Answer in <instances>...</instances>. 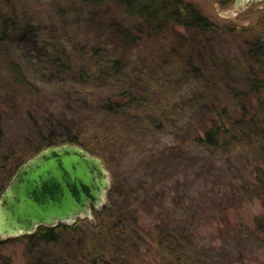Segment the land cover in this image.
I'll list each match as a JSON object with an SVG mask.
<instances>
[{"label": "rangeland", "instance_id": "374dc122", "mask_svg": "<svg viewBox=\"0 0 264 264\" xmlns=\"http://www.w3.org/2000/svg\"><path fill=\"white\" fill-rule=\"evenodd\" d=\"M186 1L214 24L198 53L186 29L153 32L112 2L0 0V31L6 21L31 27L0 48V148L17 152L21 165L51 132L56 141L67 130L102 159L112 190L104 204L129 213L125 238L113 233L121 236L112 239L121 251L113 264H163L147 243L158 238L154 223L178 236L184 264H264V52L256 60L252 46L264 43V28H255L252 13L235 18L219 0ZM113 58L120 72L110 69ZM130 89L142 98L136 114L99 108ZM213 106L223 110L216 145L192 143L213 125ZM12 176L1 179L0 195ZM92 215L80 220L112 233ZM27 245L23 235L0 239V259L26 264ZM65 250L46 249V263Z\"/></svg>", "mask_w": 264, "mask_h": 264}, {"label": "trees", "instance_id": "16d2710c", "mask_svg": "<svg viewBox=\"0 0 264 264\" xmlns=\"http://www.w3.org/2000/svg\"><path fill=\"white\" fill-rule=\"evenodd\" d=\"M85 2H92L101 4L102 2H112L122 9V12L125 16L129 18L135 19L136 21L142 22L145 26L152 30L153 32H162L171 26H180L187 30V32L191 33L193 36L191 38L189 46L192 51H196L198 53V44L205 43V38L201 37V35L206 34L214 28V24L205 16L201 14L200 11L196 9V7L186 1V0H81ZM5 23V22H4ZM4 31H0V48L1 45L10 41V38H15L16 36L22 35L23 31L26 29L28 31L31 27L20 26L19 22L14 21H6ZM128 32V29H126ZM123 33V31H122ZM126 36H130V34H125ZM15 36V37H14ZM204 38V39H203ZM124 40L127 41L128 37H124ZM255 57H258V54L264 52V48L259 44H252ZM260 49V51H259ZM98 49L96 50V52ZM95 52V53H96ZM257 60V59H256ZM112 68H110L113 73L120 72L121 70V62L113 58L109 60ZM108 69V68H107ZM142 98L140 94L136 91V89L123 90L118 92V94H114L112 96H108L100 105V109L106 114H115L120 113V111H124L123 113H127L129 115L136 114V109H140L143 105H140ZM140 106V107H139ZM214 109V110H213ZM218 106H213L211 108L209 114L210 122L213 125L206 130L197 131L192 137L191 141L194 144L198 145H209L215 146L217 143V138L220 133V126L217 124L219 117H221L223 110L218 111ZM140 113V112H139ZM54 132H51L50 135L44 139L43 146H39L34 149V155L44 149L46 147L56 145L53 140ZM3 139V131L0 127V147ZM55 139V138H54ZM61 139V141H58ZM59 144L61 143H76L87 151L93 153L91 150L87 149L85 146L79 143V140L76 136H74L71 132L65 131L63 136H59L58 138ZM55 141V142H56ZM13 156L6 155L2 152L0 148V181L1 179H9L16 169L20 166L19 159L17 158V152L12 153ZM22 160V157L21 159ZM110 193V194H109ZM108 197L112 194V190H108ZM114 205V206H113ZM115 210L117 212H115ZM125 208H122L120 204H104L102 205V210L97 211L94 210L93 213L101 217L102 220L98 221H107V225L112 229L111 234H108L105 231V227L103 226H93L92 224H87L88 218H85L86 222L78 219L75 223L67 225V224H58L55 227H45L40 226L36 229V231L30 235H23L27 240V261L26 264H47L44 258V251L46 249H52V247L65 246L67 250L62 251L59 255L55 257H51L48 260L49 263L52 264H113L112 254L114 251L121 254L119 251V246L113 248L112 239H120L121 236H114L113 233L117 235L119 233L125 238L126 230L125 220L129 217V213H125ZM106 215V216H105ZM131 222L137 227L136 223L137 219L132 216ZM101 224V222H100ZM157 231L154 232L153 235H157L158 238H151L147 243L157 245L156 251V259L160 258V262L163 264H184L183 258L187 256L186 248L179 244L180 239L178 236L173 233H166L159 225L157 226L154 223ZM259 229L261 230L260 237L262 241H264V216L261 218V221L258 219ZM111 226V227H110ZM141 228V225H140ZM108 234V237H102L103 233ZM142 230V229H140ZM145 231V230H143ZM143 231H140V242L146 240L145 234H141ZM133 232H136V229H133ZM148 233L149 236L152 234ZM132 233L131 235L133 237ZM138 235V234H137ZM134 238V237H133ZM167 238L172 242L177 243V245L181 246L177 250H169L165 248L163 244V239ZM135 239V238H134ZM136 240V239H135ZM120 242L124 240H119ZM139 241V240H136ZM144 242V241H143ZM102 244L101 249H97V246ZM43 249H45L43 251ZM172 254V256H171ZM47 255V254H46ZM145 255H143L144 258ZM0 264H8L4 259H0ZM155 264H158L155 263ZM187 264V263H186Z\"/></svg>", "mask_w": 264, "mask_h": 264}, {"label": "water", "instance_id": "95a60500", "mask_svg": "<svg viewBox=\"0 0 264 264\" xmlns=\"http://www.w3.org/2000/svg\"><path fill=\"white\" fill-rule=\"evenodd\" d=\"M109 187L104 162L82 146L61 143L41 149L17 168L0 195V239L92 219Z\"/></svg>", "mask_w": 264, "mask_h": 264}, {"label": "flooded vegetation", "instance_id": "af4514ba", "mask_svg": "<svg viewBox=\"0 0 264 264\" xmlns=\"http://www.w3.org/2000/svg\"><path fill=\"white\" fill-rule=\"evenodd\" d=\"M222 6L229 5L226 10H233L235 18L245 14L255 15V28H264V0H219ZM249 15V14H248ZM253 44H259L264 48V43L254 41Z\"/></svg>", "mask_w": 264, "mask_h": 264}]
</instances>
